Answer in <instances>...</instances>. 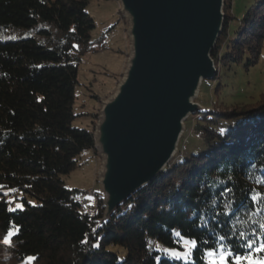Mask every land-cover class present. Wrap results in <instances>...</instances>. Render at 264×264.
I'll return each instance as SVG.
<instances>
[{"label": "trees", "instance_id": "16d2710c", "mask_svg": "<svg viewBox=\"0 0 264 264\" xmlns=\"http://www.w3.org/2000/svg\"><path fill=\"white\" fill-rule=\"evenodd\" d=\"M89 2L0 0V264H156V258L184 264L167 259L157 245L179 247L188 232L209 242L255 232L257 246L264 243V211H257L264 205L245 207L256 178L264 177V91L252 102L210 97L236 65L248 69L258 62L264 0H253L234 28L232 0H225L223 28L211 51L216 73L202 81L196 99L205 111L186 120L200 146L185 150L183 135L164 170L99 226V190L92 189L96 201L89 203L87 190L67 187L62 178L78 166L83 150L96 154L98 107L73 109L83 56L105 48V34L92 38ZM81 114L91 118L90 129L72 124ZM9 189L35 202L23 198V210L11 208L3 195ZM8 231L15 235L5 245ZM191 264L202 261L194 255Z\"/></svg>", "mask_w": 264, "mask_h": 264}, {"label": "water", "instance_id": "95a60500", "mask_svg": "<svg viewBox=\"0 0 264 264\" xmlns=\"http://www.w3.org/2000/svg\"><path fill=\"white\" fill-rule=\"evenodd\" d=\"M127 23L128 57L115 91L101 102L93 139L106 223L156 178L179 150L187 118L216 73L211 51L225 0H117Z\"/></svg>", "mask_w": 264, "mask_h": 264}, {"label": "rangeland", "instance_id": "374dc122", "mask_svg": "<svg viewBox=\"0 0 264 264\" xmlns=\"http://www.w3.org/2000/svg\"><path fill=\"white\" fill-rule=\"evenodd\" d=\"M253 0H232V11L236 19L231 23V28L236 27L238 19L251 5ZM225 3V2H224ZM87 11L94 19V28L91 31L93 39L105 34V48L83 56L78 66V84L75 92L76 98L73 105L75 113L91 112L101 106V102L107 99L116 89L117 83L122 77L125 61L128 57V37L126 34L127 23L121 15L120 4L117 0H90ZM224 11V9H223ZM112 28L108 31L109 27ZM106 32V33H104ZM215 65V64H214ZM216 68V67H215ZM225 86L218 95L211 94L210 97H220L221 100L231 102H252L259 98L264 91V41L261 56L258 62L246 69L243 65H236L230 74L224 78ZM207 90L201 88V96L206 95ZM96 95V96H95ZM100 98V101L97 99ZM74 126L91 128V118L85 114L75 117L72 121ZM181 145L185 150L197 148L201 141L198 136L190 131L187 121V130L183 134ZM78 166L67 174L62 175L65 186L82 190H99L97 181V170L100 166V158L94 154L92 149L83 150L77 157ZM89 200V203L96 201V197ZM87 197V198H88ZM26 198L34 203L35 199L21 192L6 196L11 208L16 204H22ZM159 249L169 253L173 248L162 244L157 245Z\"/></svg>", "mask_w": 264, "mask_h": 264}, {"label": "snow or ice", "instance_id": "6c2138e0", "mask_svg": "<svg viewBox=\"0 0 264 264\" xmlns=\"http://www.w3.org/2000/svg\"><path fill=\"white\" fill-rule=\"evenodd\" d=\"M255 183L257 187L251 189V204L245 205L246 208L264 205V192L259 190L261 186H264V177L256 178ZM3 187L5 186L0 185V188ZM16 191V189H9L3 195L7 196L9 193H15ZM227 191L230 192L231 189H227ZM220 195H223V192ZM88 199H91V197H88ZM7 203H12V201H8ZM230 206L225 205V207ZM16 208L23 210V205L17 203ZM10 211L14 210L10 209ZM257 211H264V207H257ZM259 227L264 229V223H261ZM229 232H231V229H229ZM13 235H15L13 231H8L3 243L10 245ZM177 235L179 236L180 233H177ZM253 237H256L255 232L251 236H245L243 232H239L233 234L232 238H229L228 233H225L218 238H213L209 242L208 240H202L199 234L193 235L191 232H188L179 242V247H174L168 253L167 259L191 264L193 256L196 255L202 261V264H264V257L260 256V253H264V243H260L257 246L259 237L255 239ZM242 249L243 251H241ZM156 264H160L159 258H156Z\"/></svg>", "mask_w": 264, "mask_h": 264}, {"label": "built area", "instance_id": "2783aa9c", "mask_svg": "<svg viewBox=\"0 0 264 264\" xmlns=\"http://www.w3.org/2000/svg\"><path fill=\"white\" fill-rule=\"evenodd\" d=\"M87 194H88V195H92V194H93V193H92V189L87 190ZM94 212H96V207L94 208Z\"/></svg>", "mask_w": 264, "mask_h": 264}]
</instances>
